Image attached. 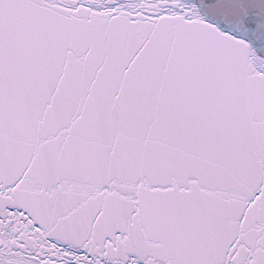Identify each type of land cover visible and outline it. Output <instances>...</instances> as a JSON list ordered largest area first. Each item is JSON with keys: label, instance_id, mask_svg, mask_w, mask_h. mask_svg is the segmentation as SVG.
<instances>
[{"label": "snow or ice", "instance_id": "snow-or-ice-1", "mask_svg": "<svg viewBox=\"0 0 264 264\" xmlns=\"http://www.w3.org/2000/svg\"><path fill=\"white\" fill-rule=\"evenodd\" d=\"M0 264H264V0H0Z\"/></svg>", "mask_w": 264, "mask_h": 264}]
</instances>
